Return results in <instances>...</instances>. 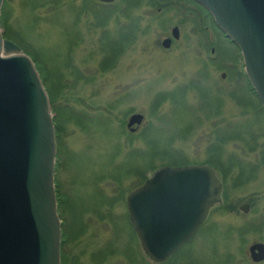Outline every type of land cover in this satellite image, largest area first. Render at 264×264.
<instances>
[{
  "label": "rangeland",
  "instance_id": "1",
  "mask_svg": "<svg viewBox=\"0 0 264 264\" xmlns=\"http://www.w3.org/2000/svg\"><path fill=\"white\" fill-rule=\"evenodd\" d=\"M195 2L5 0L4 37L34 58L53 101L62 264H250L248 245L264 243V111L240 49ZM132 114L145 117L134 135ZM188 165L224 177L222 201L154 263L126 197L155 169Z\"/></svg>",
  "mask_w": 264,
  "mask_h": 264
},
{
  "label": "water",
  "instance_id": "2",
  "mask_svg": "<svg viewBox=\"0 0 264 264\" xmlns=\"http://www.w3.org/2000/svg\"><path fill=\"white\" fill-rule=\"evenodd\" d=\"M194 1L240 49L264 111V0ZM4 2L0 0V264H61L54 115L33 59L4 38ZM170 43L167 39L163 45L168 48ZM144 119L133 114L128 128ZM222 191L216 172L207 165L154 171L127 198L129 220L145 254L155 263L171 258L221 202ZM242 208L249 210L248 205ZM250 250L256 261L264 260V244Z\"/></svg>",
  "mask_w": 264,
  "mask_h": 264
},
{
  "label": "flooded vegetation",
  "instance_id": "3",
  "mask_svg": "<svg viewBox=\"0 0 264 264\" xmlns=\"http://www.w3.org/2000/svg\"><path fill=\"white\" fill-rule=\"evenodd\" d=\"M194 1V0H193ZM195 2V1H194ZM196 4H198L197 2H195ZM199 5V7L202 9L203 7L200 5V4H198ZM201 15V14H200ZM210 15V14H209ZM211 16V15H210ZM174 29L175 28H173L172 29V32H171V35H172V38H171V43H170V47H168V48H166V47H164V45H163V43H164V41L165 40H167V39H169V38H167V39H165L163 42H162V45H163V47L164 48H166V49H170L171 48V46H172V44L174 43V42H176V41H178V40H180V31L178 30L176 33H175V35H174ZM210 50V51H209ZM215 53V48L214 47H208V45L206 46V55H207V57H208V59L209 60H215L216 61V58H214L213 57V54ZM224 77V76H223ZM239 77L240 76H238V74H237V72H236V69H235V67H231V78L232 79H234L235 81H238L239 80ZM133 115V114H132ZM132 115H130L129 117H128V119H127V125H126V129H127V132L129 133V134H137L138 132H139V130L141 129V127L143 126V124L145 123V119H144V121H143V123H142V125H140V126H138V125H134V126H132V128H128V122H129V118L132 116ZM56 138H58L57 136H56ZM56 145H57V140H56ZM56 163H57V161H56ZM220 179H222V177H220ZM223 183V182H222ZM56 193H57V204H58V192H57V186H56ZM59 205V204H58ZM58 210H59V206H58ZM211 212V211H210ZM209 215H210V213H209ZM209 215H208V218H209ZM208 218H207V220H208ZM207 220L204 222V224H202V226L198 229V231L196 232V234L194 235V239H195V237H197V235L199 234V232L201 231V229L203 228V226L205 227L206 225H207ZM63 223V222H62ZM63 225V224H62ZM134 230V229H133ZM135 232V231H134ZM136 234V233H135ZM62 236H63V233H62ZM193 238H192V240H193ZM191 242V241H190ZM256 244H264V243H260V242H255V243H253V244H251V245H248L249 247H248V250H247V253H245V254H243V257H245L246 258V260L248 261L249 260V263L250 264H264V260H262V261H256L255 260V255L253 254V253H251V247L252 246H254V245H256ZM62 246H63V240H62ZM147 256V255H146ZM148 257V256H147ZM232 258H233V256H230V262H232ZM153 262V261H152Z\"/></svg>",
  "mask_w": 264,
  "mask_h": 264
},
{
  "label": "trees",
  "instance_id": "4",
  "mask_svg": "<svg viewBox=\"0 0 264 264\" xmlns=\"http://www.w3.org/2000/svg\"><path fill=\"white\" fill-rule=\"evenodd\" d=\"M33 60H34V58H32ZM34 62H35V64H36V61L34 60ZM37 65V64H36ZM37 68H38V66H37ZM41 73V72H40ZM43 82H44V79H43ZM50 96V95H49ZM50 100H51V103L53 104V101H52V98H51V96H50ZM207 164H209V163H207ZM210 165V164H209ZM223 179H224V177H222Z\"/></svg>",
  "mask_w": 264,
  "mask_h": 264
}]
</instances>
